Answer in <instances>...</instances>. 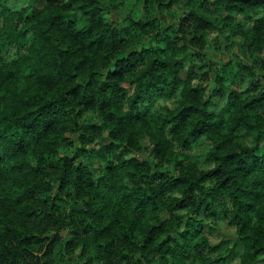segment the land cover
Returning <instances> with one entry per match:
<instances>
[{"label":"trees","instance_id":"obj_1","mask_svg":"<svg viewBox=\"0 0 264 264\" xmlns=\"http://www.w3.org/2000/svg\"><path fill=\"white\" fill-rule=\"evenodd\" d=\"M19 1L0 0V264H140L139 259H133L129 237L133 232L147 236L154 224L161 226L155 233L157 239L161 232L172 233L161 247L163 259L171 257L170 264H230L237 252L220 260L213 259L212 254L231 252L227 249L231 241H236L237 248H249L246 264H264V259H257L264 255V148L260 147L264 129L257 127L264 126V94L250 97L251 106L247 107L243 102L235 103L232 92L228 104L211 114L217 117L214 122L204 114V121L213 126L197 148L202 149L206 142L220 144L226 140L224 133L241 117L260 136L245 133L256 141L251 150L239 143H229L219 152L208 148L205 163L217 164L216 170L209 173L215 181L209 191L199 188L200 181L190 174L188 165L177 169V179L182 182L178 190H185L186 199L173 203L177 204L175 211L187 209L185 216H176L164 206L167 195L154 198L162 187L171 184L172 178L161 181L159 172L147 175L150 159L163 162L166 157L156 149L148 153L151 130L141 135V126L129 118L139 115L143 120L144 102L132 107L129 114L122 112L126 104L131 106L135 94L143 95L145 100L153 98L155 103L158 93L155 86L149 87L150 83L164 88V95L169 96V86L155 80V70L172 73L174 79L184 83L190 78L205 83L214 80L216 87L209 102L215 97L211 106H220L228 92L224 83L229 76L233 84H238L243 76L251 74L250 60L253 66L264 69V58L257 55L253 59V54L264 51V0H223L230 14L222 21L213 16L214 11L219 12L221 0H216L217 6L209 0H168L167 4L164 0H145L148 8L153 3L161 6L160 19L164 18V10H171L177 23L161 27L160 23L145 26L142 22L127 30L121 26L118 14L108 24L103 22L100 12L104 0H46L50 12L46 18H40L39 8L32 5L35 0L28 9L15 11ZM114 2L109 0L110 4ZM174 5L179 7V18L177 11H172ZM234 11L243 12V19L231 15ZM225 29L230 36L224 35ZM238 36L244 39H235ZM153 42L159 46L152 48ZM137 47L141 52L136 51ZM128 49L133 59L140 61L137 67L146 63L154 69L153 80L145 81L143 88L134 87L131 80L135 69L123 66V74L118 68L101 79L103 74L98 69L108 67L104 54L119 55ZM188 49L191 53L179 62V67L172 68V60ZM206 57L204 66L208 71L196 77L197 68L192 62ZM154 59L160 64L153 65ZM185 62L192 66L184 76ZM53 63L64 66L66 74L57 86L27 82L29 95L43 91L53 105L43 110L32 127V121L19 119L22 110L15 107L12 93L26 87L24 76L36 68L44 69L39 76L45 80L58 75ZM89 73L93 74L85 79ZM203 90V84L193 89L196 104ZM105 130H110L109 142L103 137ZM117 139L129 141L120 155H116ZM139 143L146 145L143 150L137 147ZM60 148L72 151V155L60 157ZM132 152L136 155L131 160H122L123 155ZM180 153L185 154L182 147ZM98 171L104 176L97 184L93 176ZM127 173H135L136 181L145 180L151 202L138 189L120 191L119 180ZM153 206H159L160 211L154 212ZM252 216L257 224L249 230L245 221L250 222ZM233 228L237 229L235 235L231 233ZM240 233H245V239ZM214 240L220 243H209ZM81 245L80 257L74 258L71 253ZM38 251H43V257L36 255Z\"/></svg>","mask_w":264,"mask_h":264},{"label":"clouds","instance_id":"obj_2","mask_svg":"<svg viewBox=\"0 0 264 264\" xmlns=\"http://www.w3.org/2000/svg\"><path fill=\"white\" fill-rule=\"evenodd\" d=\"M32 3V0H21V3L16 6L15 11L19 12L21 9H28L29 5ZM164 3L167 4L168 0H164ZM209 3L216 5V0H209ZM160 7L157 4L153 3L151 8H148L145 0H115L114 4H110L109 0H104V10L100 12V16L103 18V22L108 24L112 21V18L117 13L119 14V22L121 26L126 30L129 29V26L132 24L139 25L142 22L147 26L148 23H160L161 27L170 26L174 23H177V20H173L168 12H164V18L160 19ZM219 12L213 13V16L217 21H222L223 17L228 16L230 13L227 10V7L224 5L223 0H221V4L218 5ZM110 9V10H109ZM173 11H176V6H173ZM71 11V9H70ZM83 15L84 13L81 12ZM50 15V12L47 7V2L41 3L39 5V16L40 18H46ZM94 15V14H92ZM180 13L177 11V18H179ZM231 15L237 17L238 20L243 19V12H232ZM261 16H264V13H261ZM260 17H254V19H259ZM85 19L87 20V16L85 15ZM222 26V24L220 25ZM249 28L252 27L250 23L248 25ZM191 31V30H189ZM219 34V33H216ZM224 35L230 36L231 32L225 29ZM192 37L189 36V39ZM235 39L243 40V36L235 37ZM148 37H145V43H147ZM126 41H121V43H125ZM157 45L155 42L152 43L151 47L156 48ZM207 47V45H206ZM137 52H141L139 47L136 48ZM191 53V49L186 50L182 55L177 56L171 62V67L176 68L179 67V62L185 60V56ZM219 54V53H217ZM251 54V53H250ZM264 58V51H260L259 53L253 54V59L256 56ZM103 59L108 64V67L98 69L102 72L101 79H103L109 71L116 72L118 68H121L123 74V67H126L129 70L135 69L134 74L131 75V80L134 82V87L143 88L145 81H152V71L154 69H149L148 64H143L141 67H137L140 63L139 60L133 59V53L131 49L124 51L122 54L117 55L113 53L109 56L107 53L104 54ZM207 57L205 60H195L192 64L195 65L197 71L195 72V76L199 77L203 73L207 72L208 69L204 65L207 63ZM87 63V62H86ZM239 63V61H236ZM153 65L160 64L159 60H153ZM185 62L184 73L186 74L189 68L192 66ZM53 67H56L58 70V75L48 77L46 80L41 78L39 74L44 71L42 67L31 70L24 76L26 87L19 91H14L12 93L15 107L22 110V115L19 119L23 121H32V127L35 126V122L42 116L43 110L45 108H50L53 105L45 99L46 94L41 92H32L29 95L30 85L27 84L28 81H35L36 83H48L49 88H53L59 84V82L66 75L64 72V66H58L54 63ZM123 66V67H122ZM248 67L251 68V74L247 76H243V78L239 81L238 84L232 83V76H229L227 82L224 83V87L228 89V92L225 93V99L220 104V108H224L225 105L228 104L229 94L235 92V97L233 100L235 103L243 102V106L250 107L248 104L250 97H255L257 95L264 94V79H260L261 74H264V69L259 68L258 66H253L252 61L248 62ZM97 69H94L96 71ZM239 71V68L236 69ZM93 73L86 74L84 78L91 76ZM82 79V78H81ZM81 79L77 80V83L81 81ZM155 80L169 86L170 94L169 96H165V89L159 87L158 84H149V87H156L158 95L154 97L155 103H152L153 98H149L145 100V97L140 94L133 95V99L130 105H125L122 109L124 114H129L132 107L139 106L141 102H144V108L141 112L143 115V120H140L139 115H132L129 118L134 119L141 126V135L144 132L151 130L150 142L147 144L148 153H152L153 149H156L159 152L165 154L166 159L161 162V160L157 158H152L149 160V165L151 166L148 170L147 175L152 176L157 172L160 174L161 181L166 180L168 177L172 178V182L170 185H166L160 189L159 192L156 193L155 199H160L162 195H167L168 199L166 204L164 205L170 211H175L177 208V204L173 203V201H185L186 192L181 187H178V183H182L177 177L180 176V171L177 169H184L185 165L189 166V172L193 175L198 181H200L199 188H202L205 191H209L214 188L215 181L209 176V173L214 172L216 170L217 164L216 162L205 163V160L209 158L208 148H214L215 151L219 152L229 143H239L243 145L244 149L251 150L256 147V141L253 135H245V133H254L256 137L260 136L259 131H252V125L246 123L244 118H238L236 124L227 130L226 134L228 138L222 141L220 144H212L211 142H206L202 149L197 148V145H200L202 142L206 141L208 131L211 130L212 124L206 123L203 119L204 114H209V119L211 121H215L217 119L216 116H212L211 114L214 112H219L220 109L213 108L211 106L212 103H215V97H213L212 101L209 102L210 96H212L213 88L216 87L214 80H208L206 83L198 80L196 78L188 79L187 83H184V80H176L172 73L169 72H161L159 70H155ZM197 84H203V95L199 100V103L192 99L193 89L196 88ZM234 103V104H235ZM151 105V107H149ZM189 113L185 115V113ZM261 112L264 113V109L261 108ZM230 115V113L228 114ZM151 117V119H149ZM195 117V118H194ZM148 121L147 124L144 122ZM258 128L264 129V126L257 125ZM163 132V135H161ZM239 133V134H237ZM64 136H67L68 133L64 132ZM110 135V130H105L103 132V137L107 138ZM132 139V137H129ZM115 143L119 145L116 155H120L123 151L124 147L128 146L129 141L124 140L121 142L120 140H116ZM166 145V146H165ZM79 146V145H78ZM146 145L143 143L137 144L141 150L144 149ZM181 147L185 150V154L181 155L180 149ZM260 147L264 148V139L260 140ZM59 156L63 157L65 155H72V151L66 152L63 148L58 149ZM74 151V150H73ZM201 153L204 154L203 159H201ZM136 155L135 152L127 153L122 156V160L129 161ZM147 155V153H146ZM190 157V158H189ZM215 161L217 158L212 157ZM33 165H35L36 161L33 159ZM167 173V175H165ZM104 176L103 171H98L93 176V181L97 184L101 182L102 177ZM120 191L124 193H128L130 190H139L145 192V198L151 202L152 200L147 196L148 184L145 182L143 178L139 181L135 179V173H127L119 180ZM111 191H115V189H111ZM198 194V193H197ZM86 199H91L90 197H86ZM180 211H175L176 216H185L187 214V209H183ZM153 211L158 213L160 211L159 206H153ZM248 229L251 230L252 226L257 224V219L255 216H252L251 221L247 222ZM239 228V225H237ZM161 226L159 224H154L152 228L148 230L147 236L139 235L136 232L129 237L132 242V256L133 259H139L140 264H156V261H159L160 264H170L171 257L167 260L163 259L161 253L162 242L167 239V237L172 233L161 232V235L157 239L155 233L160 231ZM183 229H181L182 231ZM237 229H231V233L233 235L236 234ZM242 239H245V233H240ZM198 242L202 243V241L198 240ZM212 245L219 244V240L209 241ZM227 249H231L232 251H223L213 253V259H226L228 258L232 252H239V255L236 256L234 260H232V264H246L245 256L249 254V248H237L236 241H231L227 244ZM82 251V245L77 246L71 255L75 257H80ZM38 257H43V251H38L36 253ZM93 252L90 248L89 256H92ZM257 259H264V255L258 256Z\"/></svg>","mask_w":264,"mask_h":264},{"label":"rangeland","instance_id":"obj_3","mask_svg":"<svg viewBox=\"0 0 264 264\" xmlns=\"http://www.w3.org/2000/svg\"><path fill=\"white\" fill-rule=\"evenodd\" d=\"M43 2H45V0H35L33 3H32V5H34L35 7H37V8H39V5L41 4V3H43ZM18 3H21V0L18 2ZM165 11H167L168 12V15L171 17V10H168V9H166V10H164V12ZM173 11V10H172ZM176 11H179V7L178 6H176ZM118 14V13H117ZM119 15V14H118ZM172 18V17H171ZM212 35H213V33L211 34H209V38L211 39L212 38ZM225 58H227L228 56L227 55H225L224 56ZM183 75L185 76L186 74L183 72ZM215 106V108L216 109H219V105L218 104H216V105H214ZM110 141V139H108V138H106V142H109ZM90 146H93V145H90ZM95 146V145H94ZM96 147V146H95ZM199 148V147H198ZM239 248H241L242 249V247H239ZM239 255V252H237L235 255H233L232 256V258L231 259H235L236 258V256H238ZM230 264H232V262H230Z\"/></svg>","mask_w":264,"mask_h":264}]
</instances>
